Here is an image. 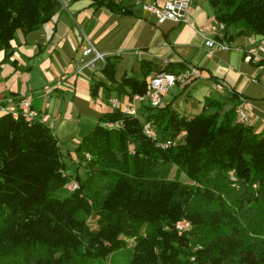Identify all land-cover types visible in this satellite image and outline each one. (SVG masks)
Returning <instances> with one entry per match:
<instances>
[{
	"label": "trees",
	"instance_id": "obj_1",
	"mask_svg": "<svg viewBox=\"0 0 264 264\" xmlns=\"http://www.w3.org/2000/svg\"><path fill=\"white\" fill-rule=\"evenodd\" d=\"M90 1L132 14L125 0ZM207 2L236 36L264 37V0ZM58 9V0H0L2 62L12 55L17 32L36 31ZM117 61L104 57L102 74L118 96L129 91V98L145 94L152 75L186 69L141 60L139 79L117 82ZM101 86L107 88L91 87L94 98ZM147 111L153 140L137 118L119 111L101 116L76 149L90 160L84 179L72 178L79 184L74 193L64 189L69 179L60 173L65 166L48 125L0 116V264H116L121 256L127 264H264V138L237 121L234 106L208 97L190 119L171 103ZM206 118L217 127L199 138L195 132ZM118 121L120 129L103 127ZM182 175L191 183L181 182ZM182 219L191 223L189 232L174 229Z\"/></svg>",
	"mask_w": 264,
	"mask_h": 264
},
{
	"label": "crops",
	"instance_id": "obj_2",
	"mask_svg": "<svg viewBox=\"0 0 264 264\" xmlns=\"http://www.w3.org/2000/svg\"><path fill=\"white\" fill-rule=\"evenodd\" d=\"M134 1L125 0L131 15H118L104 8H95L90 0H58L59 9L49 22L27 35L17 32L12 55L2 62L3 53L0 52V116L5 114L1 108H11L28 99L34 110L49 116L47 125L50 131L56 129V134L53 133L59 143L62 161L63 158L69 159L75 168L77 143L99 123L96 122L91 129L82 127L79 121L81 109H91L89 92L93 84L102 82L111 89L101 86L97 90L95 103L99 105L100 100L104 102L100 106L106 108L101 111L99 119L104 113L113 112L110 98L118 97L121 104L129 99V91L118 96L112 89L116 86L104 78L101 62L95 63V69L81 68L83 51L93 48L103 57H118L117 82L123 76L139 79L141 60H150L158 66L172 63L197 68L199 78L183 85L179 82L176 86L181 84L185 90L184 86L189 85L188 91L201 82L221 83L228 98L221 95L213 98L217 101L244 98L252 106L249 125L254 133L264 138V66L245 60L247 34L240 38L236 36V30L229 28L222 37L214 38L224 48L216 44L206 47L208 33L201 30L212 21H206L209 11L203 0H196L191 7L188 24L180 25L171 22L159 25L154 15ZM146 1L159 7L166 2ZM211 13L213 15V11ZM94 56L89 54L84 60H91ZM203 101L204 98L200 109L192 116L188 109L180 111L179 99L174 106L180 116L190 119L201 113ZM71 139V144L65 142L61 146L60 141Z\"/></svg>",
	"mask_w": 264,
	"mask_h": 264
},
{
	"label": "built area",
	"instance_id": "obj_3",
	"mask_svg": "<svg viewBox=\"0 0 264 264\" xmlns=\"http://www.w3.org/2000/svg\"><path fill=\"white\" fill-rule=\"evenodd\" d=\"M119 1V0H116ZM195 0H166L162 7L156 6L152 2H147L146 0H135L134 4H142V8L151 15H154L156 22L161 25L166 22H171L176 25L188 24V11L190 6ZM212 40L208 39L207 46L212 47L213 45H219V43L214 40V38L222 37L226 32V26L223 23L217 22L216 25L211 26L210 29ZM256 35H247L246 38V53L247 57L253 63L264 62V41L263 38L259 37L257 40ZM224 48L223 46H220ZM89 54H95L93 59L84 60ZM82 59L80 61L81 68H91L95 69V63L101 62L102 68L104 66V57L98 54L93 48L86 49L82 53ZM184 71H180L178 74H171L167 72H160L152 75L147 79V91L143 95H134L129 98L126 103L121 104L118 97H113L109 99V105L112 111H119L122 114L137 118L138 105L142 108L157 109L160 107L162 98L168 93L169 89L176 86L177 83L187 82L195 77H197L196 68L193 66H185ZM101 68V69H102ZM216 88L219 91H223V85L221 83H216ZM235 108L236 119L238 122L249 125L250 117L249 111L252 109L250 103H248L244 98L238 97L233 105ZM1 111L5 114H10L14 119L21 117L28 124L42 123L47 125L49 116L38 113L31 106L28 99H23L18 102V104L11 108H1ZM142 124V133L148 139H155L156 128L152 122L144 121ZM122 126L121 122H108L104 123L103 127L107 130H117ZM171 142H166L163 146L170 145ZM84 158L89 161L90 157L88 154L84 155ZM63 177L69 180L64 186V189L68 193H74L79 189V184L76 180L69 178L68 175L63 174ZM174 229L179 233L189 232L191 230L190 224L186 221L179 222L175 224Z\"/></svg>",
	"mask_w": 264,
	"mask_h": 264
},
{
	"label": "rangeland",
	"instance_id": "obj_4",
	"mask_svg": "<svg viewBox=\"0 0 264 264\" xmlns=\"http://www.w3.org/2000/svg\"><path fill=\"white\" fill-rule=\"evenodd\" d=\"M195 3H196V0L193 1V4L190 6L188 14L190 12L191 7ZM202 3H204L206 10L209 11L208 12V14H209L208 20L206 18V21H212V22L210 23V25L207 28H205L204 30H201V32L208 33L209 38L208 37L207 38L212 40L210 29H211V26L217 24V21L215 20L214 15H212V13L210 14V11H212V9L209 6L208 2L206 0H203ZM193 25L196 26L195 24H193ZM229 28H233L234 30H236L234 27H229ZM229 28H226V29H229ZM235 33H237V30L235 31ZM247 35H249V34H247ZM256 36L261 37V39L263 38V40H260V41H264L263 36H260V35H256ZM241 37L242 36H240V38ZM259 37H257V40H259ZM208 39L205 41L206 47H208L207 46ZM245 60L248 63L250 62L252 64H255L247 56L245 57ZM255 65H257V64H255ZM263 66H264V64H263ZM256 67H258V66H256ZM196 71H197V77H195V78H199L200 77V70H198L196 68ZM189 82L190 81H188V83ZM183 83H187V82H182V85H183ZM182 85L180 84V86L178 85V86H175V87L169 89L168 93L162 98L159 108H163V107H165V105L171 103L172 107L176 110V107L174 106V102H176L179 99L178 103H180V106H178V107H179L180 111L188 109L190 116H192V115L196 114V111H198V109H200V103H201L203 98H204V100L206 97L215 99L213 97H219L220 95L228 98V96H227L228 93L226 91L217 90L216 83L210 85L209 83L201 82V83L195 85L194 87H191L188 91H186V90L190 86H187V87L184 86L185 90H183ZM187 94H188V97L186 96ZM89 97L91 98V109H86L85 107H83L81 109V112L79 115V118H80L79 121L81 122L82 127L92 129L94 127V125L96 124V122L97 123L99 122L98 119L101 115V111H103V109H106V108L104 105L100 106V104H104V102H102L100 100H98L99 105H97L95 103L94 97L90 94V92H89ZM218 101L225 103V107L227 109L233 107V103L230 100L224 101L223 98H221V100H218ZM203 105H204V101H203ZM136 109H137V119L141 122H144L147 115H148L147 109L142 108L139 105H138V107H136ZM89 110H91V111L89 112ZM184 117L187 118L186 116H184ZM216 127H217V125L215 123L209 121V119L206 118V119H203L201 124L197 127L195 134L197 137L201 138L204 135L211 133ZM78 129H79V127H78ZM53 132L56 134L55 128H52V131H51L52 135L55 137V134ZM184 137H185V135L182 134L181 136H179L177 138L176 142H182ZM75 138H77V137H75ZM65 142H68L69 144H71L73 142V139L60 141L61 146H63V143H65ZM80 143H77V145L75 147V152H76V149ZM58 145H59V143H58ZM59 150H60V148H59ZM63 160H64L63 163L65 166V169L69 170L71 173L64 169V171H60L61 175H63V174L68 175L69 174V175H72V176H70V178H79L81 180L84 179L85 174L87 172V167H86L87 160L86 159H83L79 155H77L76 161L74 163L75 168L70 165L69 159L63 158ZM173 175H174V170L171 173V177H173ZM229 175L231 176V179L234 180V178H232V176H233L232 172ZM180 181L185 183V184L191 183V179H189L187 176L185 177L183 175L180 177ZM95 219H96L95 215L92 218H90L89 224H90L91 228H93V229L96 228V225L94 224ZM182 221L188 222L190 224V227H191V223L189 221L182 219L179 222H182ZM130 242L131 241L129 240L127 243H130ZM115 259L116 260H114V261L116 262V264H127V262H128L127 256L116 257Z\"/></svg>",
	"mask_w": 264,
	"mask_h": 264
}]
</instances>
